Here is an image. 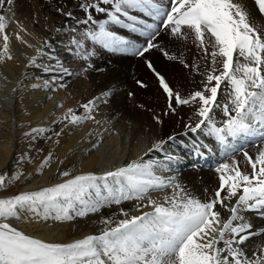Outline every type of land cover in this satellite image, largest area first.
Wrapping results in <instances>:
<instances>
[{
    "label": "snow or ice",
    "instance_id": "obj_1",
    "mask_svg": "<svg viewBox=\"0 0 264 264\" xmlns=\"http://www.w3.org/2000/svg\"><path fill=\"white\" fill-rule=\"evenodd\" d=\"M12 4L13 0H0V10ZM77 6L86 14L77 23L92 25L70 41L72 50L83 59L91 55L85 50L83 41L114 52L123 50L122 46L128 42L109 26L122 25L137 31L136 17L129 15V8H139L160 20L159 27H146L145 44L133 54L145 57L146 53L158 49L168 60L179 61L185 68L203 76L199 90L182 96L156 71L152 61L145 58L147 68L154 73L166 96L164 115L175 114L179 106L191 107L196 120L193 123V118H189L183 135L206 130L205 134L225 145L227 159L215 168L218 188L204 200L186 191L174 175L160 174L171 171L170 165L177 162V157L167 154L164 147L169 141H175V136L156 141L145 153H165L162 160L141 157L100 176L92 173L71 176L70 172L63 171L60 175L67 179L61 183L0 199V264H264V245H258L251 253L242 247L252 236L264 235V229L253 232L252 224L242 214L257 210L264 215V0H253L255 11L249 10L245 0H168L163 7L156 0H79ZM94 13L107 18L97 20ZM62 14L73 17L70 11ZM257 16L261 18L260 24L256 23ZM122 18L132 23L124 24ZM8 23L9 19L0 13L3 40L0 62L13 59L6 32ZM161 28L178 40L187 42L191 38L205 61L203 68L195 62L189 65L180 56L161 48L157 42ZM16 38L22 40L18 33ZM45 46H48L47 41ZM47 55L42 48L37 49V56L31 58L30 65L39 66L37 58ZM43 68L45 72L71 75L63 64ZM62 75L53 80L62 79ZM48 83L45 81V87ZM137 83L142 88L147 87L141 81ZM222 86L227 101L223 105L218 102ZM109 96L110 92H104L83 103L84 115L68 109L61 123L77 125L94 120V113L101 103L108 102ZM218 108L226 117L221 126H217L215 119ZM153 119L157 124L163 123L159 116L154 115ZM48 131L51 129L33 128L25 135ZM60 135L54 132V136ZM256 136L260 141L254 157L244 147L228 146V138ZM200 147L202 145H194V150L199 151ZM237 153L243 155L250 172L241 168L235 158ZM50 160L51 154L43 160L40 169ZM21 175L23 173L0 174V188L19 180ZM168 188L173 189L172 195H165L163 202L151 197L152 192ZM131 200L146 201L136 206L141 214L130 215L121 209L123 219H102L106 227L99 234L69 243L29 236L9 222L23 215L71 220V212L83 217L105 204L119 205ZM142 208L151 211H142ZM222 210L228 215H222Z\"/></svg>",
    "mask_w": 264,
    "mask_h": 264
},
{
    "label": "bare ground",
    "instance_id": "obj_2",
    "mask_svg": "<svg viewBox=\"0 0 264 264\" xmlns=\"http://www.w3.org/2000/svg\"><path fill=\"white\" fill-rule=\"evenodd\" d=\"M42 1L43 0H32L33 3L31 2V5H29L27 0H13L11 6H6L5 10H0V13L4 14L6 18L10 15L6 32L10 38V52L13 57L11 60L0 62V73L7 79V86L11 88L5 95L6 99L3 98L4 103L1 104L4 108L0 110V123L3 127L0 128V172L6 170L8 164H12L14 151L18 149L19 129L23 127L30 128V131L28 130L29 132H31L33 128L51 129V131H49L52 137L49 154H51V156L54 155L53 157H55L57 161L48 172L45 174L42 173L43 175H41L40 178H38L39 176L37 174V165L31 166L34 168L33 171H31V167L28 166L29 168L27 171H25L14 184V191L0 195L1 199L12 197L16 191H34L38 188V184H42V186L56 184L61 172L58 167L62 163H68L65 168H72L76 175L92 173L100 176L107 171L115 170L141 157L145 160L150 158L162 160L165 153L153 152L148 155H145V153L148 152V149L156 141L162 139L167 140L169 136H175L176 140L169 141L164 147L167 154L177 157V162L170 165L171 171H167L165 175L162 173L160 174L164 176H167V174H169V176L174 175L177 181H179L177 174H174L176 168L178 170L180 169V172H178V174L180 173V177H185L194 173L190 171L182 175V172L188 171V169H192V167L196 168L194 162L203 165L202 163L206 164L205 160L210 161L208 156L209 152H214L215 149H217L218 142L216 138L205 134L206 130L198 131L196 134L189 132L187 135H183L185 131L184 125L190 122L189 118H193L191 121L193 123L196 120L193 116V109L191 107L179 106L176 108L175 114L164 115L167 111L166 96L159 87L158 80L154 73L147 68L145 58L152 61L156 71L163 75L170 87L180 92L182 96H187L191 92L199 90L202 87L201 80L203 76L193 72L191 68H185L179 61L168 60L158 49L151 50L149 53L145 54V57H139L140 59L133 54L137 48H141L145 44L147 37L143 35V32L146 27L148 25H156L159 27L160 20L145 14L138 8H129V15L136 17L135 26L138 29L137 31H133L131 28L122 25H110L111 31L128 42L126 44L127 49L114 52L101 47V51L98 49L100 51L98 56H126L125 60L120 62L118 68L110 70L111 67H109V70L107 69L108 71L106 70L104 74L99 73L90 75V86L84 91L78 87L79 81L83 76L80 73L81 69L77 70L76 68L79 66H73L74 64L71 62V57L66 56L62 47L58 45V43H55L53 35L58 32L57 29H60V31L61 29L64 31L71 29L70 35L72 37H78L85 27H91L89 25L85 26L77 23V20L84 19L86 14L77 6L79 0H54L56 3L55 5L58 4L59 7L60 14L59 12L57 13L59 15L55 14L51 8L52 11H50L48 6L44 5ZM156 2L160 3L163 7L167 5L168 0H156ZM245 2L250 11H255L252 8L253 0H245ZM8 8H10V10H7ZM28 9L31 13L29 17V28L36 36L41 37L42 40L41 43H39V47L36 44L33 46L32 51L27 49L25 55H20L15 48V46L19 44L16 38L18 31L15 27V21L19 18L20 14L28 15ZM68 11L73 13L72 18L62 14V12ZM94 18L103 20L107 17L102 14L94 13ZM122 19L124 24L132 23V21H129L127 18ZM256 23H261V18L258 16L256 17ZM73 28L77 31H73ZM46 41L48 42V46H45ZM88 42L91 43V41ZM157 42L160 44L161 48L170 54L180 56V58L189 65L195 62L200 64L201 68H203L205 61L201 59V53L196 48L191 38L187 42H184L171 37L167 30L161 28ZM2 44L3 40L2 37H0V47H2ZM37 47L38 49L42 48L43 51L49 55L37 58V65L39 66H31L30 60L32 57L37 56V53L35 54L34 52ZM128 57L137 59H133V61ZM128 59L129 61L126 63L125 61ZM141 61L143 63V69L137 70L136 77L135 75L130 76L131 69L135 68L136 70ZM60 64L67 67L71 75H62L57 72H45L43 70V66L45 65H51L55 68ZM61 75L62 79L53 80V77ZM139 79L147 85V87L143 88H146V90L150 91L153 95V101L151 104L149 103V105L138 102L137 90L134 89V86H137V81H139ZM45 81L49 82L48 87H45ZM61 84L64 86L61 87ZM134 90L136 92H134ZM104 92H110V96L107 98L108 102L99 105L98 110L94 113V120H85L77 125L66 122L61 123V118L67 113L68 109H72L78 115H84L85 111L81 108V105L90 99L101 96ZM127 93L131 94L130 99L127 97ZM218 102L221 105L227 102L223 86L218 97ZM154 115L159 116L163 123L157 124L153 119ZM215 119L216 121L221 120V124L217 123V126H221L226 119L222 109H215ZM97 121H99V123H97ZM54 132H60L61 135L56 137L54 136ZM258 137L259 136H256L255 138ZM190 138H192V142L187 140ZM250 139L251 138L247 137H240L237 139L228 138V146L239 149L241 148V142L245 141L246 150L254 157L259 142L254 146L251 144ZM57 140L58 143L54 142ZM35 142L36 140L33 141V144ZM178 143L184 145L180 151L176 150L177 148L175 147H178ZM197 144L202 145L199 151L194 150V145ZM221 146L223 147L221 148L223 152L221 151L220 156L215 155L216 160L226 157V147L222 144ZM235 158L239 159L240 157L237 158L235 154ZM240 166L247 171L250 168L244 161L240 162ZM184 168L187 169L184 170ZM183 183L187 189L196 188L198 193L201 194V197L203 196L204 192L199 189L197 180L186 179L183 180ZM172 192V188L165 189L164 191H156L152 194V198L159 199V197L162 198L167 194L171 196ZM198 193L196 192V194ZM104 194L106 195V193ZM143 203H146V201L131 200L123 201L119 205L105 204L100 207L96 213L99 215L100 222L102 219L119 221L124 218L120 214L121 209L129 212L130 215H139L141 213L136 211V206L142 205ZM131 210L133 211L131 212ZM142 211H151V209L142 208ZM226 214L227 213H224L222 210V215L226 216ZM242 214L252 224L251 230H253V232L264 229V215H262L260 211H256L253 214L249 212H244ZM23 218L22 223L18 222L17 219H12L9 222L18 230H22L25 234L29 236L35 235V238L48 240L50 242L66 241L69 235L75 233L67 232L71 230V226L68 222L48 218L46 220L42 219L41 222H45L52 230L42 235L37 234L32 232V229L42 228L43 226L36 223L34 228L30 227L26 222V215H23ZM112 226H114V224ZM104 227L106 226L101 223L99 231H91V234H99ZM81 230H83V228H81ZM87 232H89V230ZM253 237L246 241L243 246L249 253L254 250L255 243L264 245V235L258 234Z\"/></svg>",
    "mask_w": 264,
    "mask_h": 264
},
{
    "label": "rangeland",
    "instance_id": "obj_3",
    "mask_svg": "<svg viewBox=\"0 0 264 264\" xmlns=\"http://www.w3.org/2000/svg\"><path fill=\"white\" fill-rule=\"evenodd\" d=\"M31 2H32V0H27V3L29 5H31ZM42 2H43L44 5L48 6L50 11L53 10L55 14H57L59 12L58 4L55 5L56 3L54 2V0H43ZM49 4H51V5H49ZM59 14H60V12H59ZM59 14H57V15H59ZM30 16H31V13H30V10L28 9V15L20 14L19 18L16 19L17 22L15 21V27H16V29L18 31L19 36L22 38V40H18L19 44L15 46L16 50L18 51V53L20 55L21 54L25 55L27 49L32 51L33 50V46L36 45V44L39 47L40 46L39 43H41V40H42L41 37L36 36L32 32V30L29 28V25H30L29 17ZM9 17H10V15L7 18H9ZM89 26L92 27V25H89ZM21 27L24 29L23 31H21ZM70 33H71V29H69L67 31H64V30L61 29V31H58V32H56L53 35V37H54L53 40H55V43H58V45H60L62 47V49L64 50V54L66 56H68V57L70 56L71 57V62L74 64L73 66L74 67L79 66L78 68H76L77 70L81 69L80 73L84 77L82 76V78L80 79L78 87L81 88L84 91H86L89 88V86H90V80H89V76L90 75L99 74V73L104 74L107 69L109 70V67H111L110 70H112L114 68H118V66L120 65V62L125 60L126 56H124V57L121 56L120 57V56H115V55L114 56H109V55L104 56V55H102V56L99 57L98 54L100 53V51L102 49L101 46L98 45L99 46L98 47L96 44H93L92 42L90 43L88 41H87V43H89V44H87L86 41H83V43L85 45V50L87 52L91 53V55L89 56L88 59H83L80 56H77L75 54V52L72 50L73 46L71 45L70 41L72 40L73 37L70 35ZM22 41H24V42H22ZM29 45H31V47ZM38 47L36 48V50H34L35 54L37 53ZM123 49L126 50L127 49V45H123ZM124 52H126V51H124ZM158 54L160 55L159 52H158ZM128 58H131V57H128ZM133 59H135V58H131V60H133ZM128 61H129V59L126 60L125 62L127 63ZM142 64L143 63L141 61L139 63V67L136 68V70H135V68H132L130 76L135 75V77H136L137 70L138 69H143V65ZM43 70H44V68H43ZM85 75H86V77H85ZM6 81H7V79L0 73V110L4 108L3 105H2L4 103L3 98L6 99L5 95L9 91V89H11V88H9L7 86L8 83ZM139 81H140V79H139ZM141 82H142V80H141ZM134 89L137 90V92L135 90H134V92L137 93L138 102H141V103H144V104H147V105H149V103L151 104V102L153 101V95H152V93H150V91L146 90V88L145 89L142 88V87L140 88L138 83H137V86L136 85L134 86ZM129 93H127V97L130 99L131 97H130ZM217 123L221 124V120L217 121ZM0 128H3L1 123H0ZM28 130L30 131V128L23 127L22 129L21 128L19 129L18 149L16 151H14V158L12 160V164H10V165L8 164L7 165V169L3 170L2 172H0L1 174H6L7 176H12V175L17 174V173H24L29 168L28 166L31 167V166L37 165V168H38L37 174L39 176L38 178H40L41 175H43L46 172H48L56 164L57 160H56L55 157H53L54 156L53 155V156H51V160L49 161L47 167L45 166L43 168V170L41 171L39 165H41L43 160L47 156H49L48 154H49V150H50V141H51V139H47V137L51 136V133L48 131L46 133H43V134H40V135H37V136L34 133L32 134V136H27V135H25V133H29ZM34 140H36V142L34 143L35 145L33 144ZM187 140L192 142V138L187 139ZM217 142H218L217 149H215L214 152H209V154H208V156L210 158V161L205 160L206 164L202 163L203 165H199L196 162H194L195 163L194 166H196V168L192 167V169H188V171L182 172V175L184 173H187V172H190V171H193L194 173L189 174V175H187L185 177H180V173L178 174V172H180V169L178 170L176 168L174 170V174L175 175L177 174V178L179 180L178 182L180 183V181H181L180 184L184 186L186 191L191 193L193 196L197 195L196 197L200 198L201 200H204V199L212 196L214 194V191L218 188L219 179H218V173L215 171V168L218 166L219 163H221L222 161H225L227 159V157H225L223 159L220 158L219 160H216L215 155H219L220 156L221 155V151H222L221 148H223L221 146V143L219 141H217ZM177 145H178V147L177 146H175V147L177 148L176 150H178V151H180L184 147V145H181L180 143H178ZM254 145L256 146V144H254ZM239 154H241V153H238V155L236 154L237 158L240 157L239 159H237V161L243 162L244 161V157H243L242 154L241 155H239ZM28 156H29V158H28ZM35 160H36V162H35ZM184 160H185V158H184ZM228 162L230 163L231 161L228 160ZM67 165H68V163H62L61 165H59L58 168L60 169L61 172L68 171V172H70L71 176H76V174L73 172L72 168H70V169L69 168H65ZM173 168H174V166H173ZM31 169H32L31 171L34 170V168H32V167H31ZM186 169L187 168H184V170H186ZM249 170H250V168L248 169V171ZM165 173L166 172H163L162 174L165 175ZM167 176H169V174H167ZM65 179H67V178L62 177L60 175V177L58 178V181L56 182V184L63 182ZM186 179H195V180H197V184L199 185L198 186L199 189L203 190V192H204L202 197H201V194L198 193L196 188H189V189L186 188V186L183 183V180H186ZM15 183H16V181L8 184L5 188H0V195L13 192ZM54 185L55 184H50L48 186H42V184H38V188L36 190H39V189L44 188V187L54 186ZM205 190H207V191H205ZM24 192H26V191H24ZM27 192H29V191H27ZM154 192H156V191H154ZM154 192L151 193V197H152V194H154ZM196 192L198 194H196ZM20 193H22V192L16 191L14 195H18ZM164 196L162 198L159 197V199L158 198H156V199L154 198V199L159 201V202H163ZM132 211L133 210H131V212ZM256 211L257 210H252L251 212L250 211H246V212H249V213L253 214ZM70 215H72V217H73L71 220H64V221L68 222L70 224V226H71V230L67 231V232H72V233L75 232V233L69 235L67 237L66 241H54V242H56V243H69V242H72L74 240L84 238L85 237L84 235H86V236L87 235H93V234H91V231H93V232L99 231L101 222H100V219H99V215L96 212H94V213L89 212L87 215H85L83 217L75 215V212H71ZM227 215H228V213L226 214V216ZM26 217H27L26 222L30 225V227L34 228L36 223L38 225L43 226L42 228L32 229V232L42 235V234H45L46 232H50L52 230L49 225L45 224V222H41V220H42L41 218H37V217L31 216V215H26ZM23 219L24 218L22 216L18 220V222L22 223ZM81 228H83V230H81ZM85 229H87V230H85ZM88 230H89V232H87ZM51 234H52V232H51ZM32 237H36V236L32 235ZM45 241H48V240H45ZM48 242H50V241H48ZM258 245H262V244L255 243L254 244V249Z\"/></svg>",
    "mask_w": 264,
    "mask_h": 264
}]
</instances>
